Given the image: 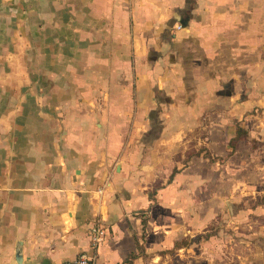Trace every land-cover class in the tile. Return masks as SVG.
<instances>
[{"label":"crops","instance_id":"crops-1","mask_svg":"<svg viewBox=\"0 0 264 264\" xmlns=\"http://www.w3.org/2000/svg\"><path fill=\"white\" fill-rule=\"evenodd\" d=\"M245 2L0 0V264H57L80 252L98 264H146L151 251L177 243L181 214L158 208L172 201L180 209L181 199L170 191L192 163L181 168L168 150L154 161L130 148L135 136L160 124L157 117H135L124 146L116 114L100 123V110L118 108L95 95L117 87L118 70L103 71L102 63L113 67L119 60V30L167 29L179 15L174 36L160 40L162 56L150 48L132 54L139 108L151 109L167 99L160 94L182 91L197 93L198 101L220 100L224 110L230 103L223 94L241 55L260 45L262 61L264 0H251L248 10ZM188 116L163 120L173 130L159 139L185 144ZM205 125L203 151L209 153L196 155L209 160L232 155L249 132L237 122L229 125L226 114ZM169 147L173 153L181 148ZM140 158L143 179L135 181L130 174ZM159 161L167 163L169 175L151 204L150 174L160 171ZM98 222L105 234L94 248L91 230Z\"/></svg>","mask_w":264,"mask_h":264},{"label":"rangeland","instance_id":"rangeland-1","mask_svg":"<svg viewBox=\"0 0 264 264\" xmlns=\"http://www.w3.org/2000/svg\"><path fill=\"white\" fill-rule=\"evenodd\" d=\"M250 1L245 2L246 10L251 5ZM175 17L177 20H174L167 29L119 30L117 41L119 60L113 63V67H110L111 62L108 65L104 62L101 67V70L107 72L113 71L114 68L118 70L117 87L112 86V89L116 88L117 91L115 89L112 92L95 94L101 102L117 103L118 108L114 110H100V123L108 121L106 116L116 114L115 123L118 124L124 141L128 138L135 117L160 119V124L153 123L147 127L144 135L135 136L133 144L129 145L130 148L133 145L134 149L144 151L149 155V160L154 161L164 159L165 157L161 155L168 150V153L173 155L171 160L175 159L173 161L181 168L187 167L190 164L189 160L192 163L190 168L183 169L184 175L179 185L172 187L170 191L175 193L176 198L181 199L180 209L177 206L174 208L172 201L169 208L165 206L158 208L160 213L181 214L180 239H177L173 246L170 244L169 247L157 249L156 252L151 251L148 258H144V262L264 264V43L261 48L262 61L260 57L257 58L260 45H252L250 50L247 48L241 55L240 68L234 72L235 77L229 79V88H226L228 92L223 94L225 97L229 96L228 108L222 110L220 100L212 102L209 98L198 101L197 93L173 91L160 94L167 98L163 104L153 103L151 109L148 107L141 109L136 85L137 62L132 54L147 51L148 48L151 52L157 53L160 40H164L165 37L171 39L180 28L179 15ZM126 54L128 59L120 58ZM159 54L161 55L160 50ZM233 70L234 68H231V71ZM125 75L129 77L125 79ZM171 82H176L174 77ZM221 95L222 92L216 93L218 99ZM76 96L81 98V93ZM178 101L182 103L177 104ZM194 102L201 104L200 109H195ZM117 114H124L122 117L124 119L118 118ZM225 114L228 116L229 125H235L237 122L244 125L249 132L246 138L236 142L232 155L214 156L209 160L203 157L209 153L208 150L203 151L207 147L205 124ZM184 115H189L187 117L189 122L185 127L191 131L190 138L185 144L178 142L177 145L173 143L169 145L168 142L160 140L161 134L165 135L173 130V124L168 128V125L165 126V129L162 125L163 120L177 116L178 120L184 121ZM148 129L150 132H147ZM125 143L126 141L122 145H126ZM171 145L181 148L177 147L175 153L170 149L172 152L170 153ZM201 151L203 156H197L196 153L199 154ZM212 154L215 155L211 152L210 155ZM141 164L140 158L137 167L134 166L130 174L135 181L143 179ZM158 164H161L160 171L150 174L154 177V181L151 179L148 194L151 204L156 202L158 189L163 183L166 185L165 181L169 175V167L165 168L167 163L159 161Z\"/></svg>","mask_w":264,"mask_h":264},{"label":"built area","instance_id":"built-area-1","mask_svg":"<svg viewBox=\"0 0 264 264\" xmlns=\"http://www.w3.org/2000/svg\"><path fill=\"white\" fill-rule=\"evenodd\" d=\"M105 229L98 222L91 230V246L96 248L99 243L104 239ZM57 264H98L93 255L87 254L86 252H80L77 256L71 259H65Z\"/></svg>","mask_w":264,"mask_h":264},{"label":"trees","instance_id":"trees-1","mask_svg":"<svg viewBox=\"0 0 264 264\" xmlns=\"http://www.w3.org/2000/svg\"><path fill=\"white\" fill-rule=\"evenodd\" d=\"M238 131H240V128L238 129ZM239 133V132H238Z\"/></svg>","mask_w":264,"mask_h":264}]
</instances>
